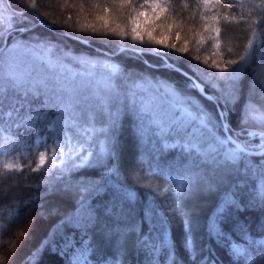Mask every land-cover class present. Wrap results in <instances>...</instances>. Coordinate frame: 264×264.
I'll list each match as a JSON object with an SVG mask.
<instances>
[{"label":"snow or ice","instance_id":"6c2138e0","mask_svg":"<svg viewBox=\"0 0 264 264\" xmlns=\"http://www.w3.org/2000/svg\"><path fill=\"white\" fill-rule=\"evenodd\" d=\"M104 4V11L116 13L130 8L132 0H104ZM196 4L197 7H207L209 0H196ZM93 6L99 7L100 0H95ZM224 6L232 7L231 4ZM151 7L154 10L171 9L178 14L187 9L188 4H174L172 0H151ZM259 7V25L264 33V0H260ZM7 10L11 12V26L6 30L3 27L4 18L0 15V153L7 156L8 151L14 147H26V140L31 138L26 136L27 133L35 134L36 145L48 138L41 137V132L52 133L51 139L55 147L50 149L53 159L46 170L47 174L49 177L55 174L57 181L65 184V190H73L79 196V207L76 211L80 215H68L64 223L89 231L96 227L99 216L87 204L88 196L93 192H100L106 186V181H111L119 173V151L114 135L119 108L115 112L113 108L122 105L136 118L135 131L141 144L151 143L155 137L162 141L161 151L169 148L179 150L185 163H189L185 178L179 183L170 172L166 174L159 165L154 167L151 162L147 172L164 176L168 184H177L173 194L177 211L182 218V246L188 258L193 264H215L210 256L197 260L199 250L194 241L192 217L184 205L194 191L204 188L208 191L214 190L213 181L208 177L209 171L213 174L230 175L242 170L245 177L258 172L264 180V159L253 160L255 156L264 157V112L261 111L264 109V101H254L251 96L245 95L235 126L230 119L241 99V71L246 70L253 60V52L250 51L255 50L253 40H248L245 51L239 55L238 60H226L225 67H220L215 61L211 65H208L207 60L202 62L215 69L214 71H208L207 67L194 63V60L199 59L198 56L185 59L183 52L186 49L177 50L174 46H143V37L136 34L135 28L132 30L131 43H126L128 37L125 33H113L119 36V41L105 42L115 43V50H97L95 58H83L73 56L70 51H63L59 45L53 44L47 38L36 36L35 42L24 39L28 34L34 33L37 27L51 30V25L41 18L48 13L40 12L37 0H16L15 5L12 0H8ZM16 20L18 23H12ZM52 23L57 21L53 20ZM248 23L257 40L255 48H259L260 37L255 27L256 20ZM86 27L100 35L97 29L90 26L82 25L76 30L83 31ZM60 35L71 36L67 32ZM71 38L84 44L90 43L88 37ZM156 43L163 44L162 41ZM228 51L231 52L232 49L229 48ZM118 56L142 60L147 67L167 75L161 78L126 73L121 62L116 60ZM145 56L155 57L157 62L149 63L143 59ZM261 58H264V52L256 57L257 60ZM67 61L79 64L85 71L72 72ZM233 65L236 67H232ZM256 81L257 76L254 74L249 84L250 92L254 91ZM50 111L54 116L49 115ZM98 122L103 126L97 128ZM253 122L259 125V131L249 127ZM72 129L76 131V136L70 134ZM96 133L103 134V137L97 140ZM39 157L40 163L35 168L31 167L30 162L26 165L31 171H40L45 153L40 152ZM0 166L9 171L16 167L20 171L18 165L7 161H0ZM88 167L103 169L99 183L81 181L73 186L64 179L69 174ZM200 169L204 171L201 172ZM0 178L11 179L3 171H0ZM41 183H47L50 191L57 190L56 184L51 180ZM243 186L240 183L236 187ZM116 194L125 204H130L135 199L134 193L123 189L122 185L116 189ZM5 200L8 201V206L0 208V213L7 212L9 222L8 226L0 225V229L6 231L19 218V212L12 191L4 189L0 180V205ZM260 202L264 203V192L260 194ZM238 207L236 193H227L218 204L214 218L210 219L207 227L209 235L223 238L220 220L230 209ZM115 211V205L111 209L106 207L104 214L112 216ZM159 215L155 209L148 208L145 210L144 219ZM2 219L4 216L0 214V220ZM159 227L160 231L155 238L144 235L141 227L136 243L149 253V264H159L160 254L164 251L167 252L164 264H179L175 245L170 244L163 222ZM155 228L153 223V229ZM113 234L114 229L107 228L102 235L104 239H111ZM119 234L125 237L127 235ZM25 235V231H20L17 238L22 239ZM50 242L47 239L43 241L21 264H35L37 256ZM259 244L260 251L264 252V241ZM72 245V240L64 241L65 248H71ZM93 245V240H88L86 245L81 240L79 254L74 253L68 264H88L87 257L94 251ZM232 251L237 257L248 256V264L264 262V256H249L248 250L239 246H233Z\"/></svg>","mask_w":264,"mask_h":264},{"label":"trees","instance_id":"16d2710c","mask_svg":"<svg viewBox=\"0 0 264 264\" xmlns=\"http://www.w3.org/2000/svg\"><path fill=\"white\" fill-rule=\"evenodd\" d=\"M183 5L188 4L187 9L178 14L171 9L162 10L159 14H152L151 0H132L130 8L121 12L104 11V0H100V6L94 7L95 0H37L40 12L48 13L41 18L46 24L51 25V30L37 27L34 33L25 36V40L35 42L34 37L50 39L53 44L59 45L63 51H70L73 56L83 58H95L97 50L111 52L116 44H108L105 41H119V36L113 33H125L128 37L126 43H131L134 19L141 18L143 12H147V18L141 23L142 29L137 34L143 37V46L164 47L177 50L186 49L183 52L185 59L199 57L194 63H200L201 67H207L202 62L207 60L208 65L214 61L220 67H225L228 59H239V55L245 51V45L249 39L253 40V60L250 66L242 69L239 86L241 99L237 109L230 116L232 125L235 126L239 118V108L243 104L245 95H249L254 101H264V58L257 60L261 52H264V33L261 32L259 18L261 9L260 0H247L239 3L235 0H209V5L197 7L196 0H172ZM13 5L16 0H12ZM231 4L232 7L224 5ZM8 0L0 3V15L3 16V27H10L11 12L7 10ZM31 18V17H29ZM55 20L57 23H52ZM256 20V31L260 37V47L255 48L257 43L253 36L249 21ZM67 21V23H65ZM18 23V20L12 21ZM71 25V27H69ZM90 26L97 29V35L85 28L77 31L79 26ZM219 30V31H217ZM70 33L79 37H88L89 44H84L60 33ZM108 35H103V33ZM162 41L163 44H157ZM139 43V41H138ZM232 51L229 52L228 49ZM149 63H156L152 56L143 58ZM120 61L126 73L144 74L149 77L163 78L167 74L147 67L142 60L125 59L123 56L116 57ZM72 72H83L79 64L67 61ZM232 67H236L233 65ZM208 71L215 69L207 67ZM257 81L253 92L249 91V84L253 75ZM120 83H123L120 81ZM42 99V98H40ZM38 102V101H37ZM259 106V105H258ZM119 118L115 125L114 135L117 139L119 151V173L111 181H106V186L100 192H93L88 196L87 204L98 214L99 219L95 228L85 231L73 224H65L68 215H80L76 209L79 207V196L73 190H65V184L57 181L56 175L51 177L47 174V168L40 171H31L26 165L30 162L31 167L37 166V159L42 148L35 145V134L27 133L31 137L26 140V147H14L8 151V155L2 154L3 161L18 165L20 171L14 167L11 171H0L11 179L0 178L4 189H10L17 201L19 218L7 227L0 229V264H21V261L33 250L39 248L46 239L51 241L37 256L35 264H68L73 254H79L80 241H94V251L88 255V264H149L150 256L147 250L136 243L137 235L143 228L144 235L156 237L163 222L167 230L170 244L175 245V252L179 264H193L183 248L184 228L182 218L177 211L174 198V189L177 184H168L162 175H153L147 172L149 162L155 167L159 165L164 172L171 173L177 183L183 180L189 163H185L179 150L171 148L161 151L162 141L153 137L151 143L141 144L136 134V118L130 110L117 105ZM264 112V109H261ZM54 116L53 112H49ZM97 128L103 126L97 123ZM259 131V125L254 122L249 125ZM7 134V133H6ZM70 134L76 135L74 129ZM40 135L52 140V133L41 132ZM103 134L96 133L99 140ZM2 144V140H0ZM264 157L255 156L254 161ZM143 160V163H141ZM201 172L204 169H200ZM103 169L88 167L75 173L69 174L64 179L73 186L81 181L100 182ZM214 184V190L206 188L194 191L190 198L185 201V210L191 214L193 224V236L200 257L210 256L215 264H248V256L237 257L233 254V246L247 249L249 256L261 257L264 252L260 251V241H264V203L260 202V194L264 192V180L257 172L245 177L243 171L232 174H213L208 172ZM44 180H51L56 184L57 190L50 191ZM15 181V183H14ZM243 183V187L237 188V184ZM135 195L130 204H125L117 198L116 189L120 186ZM168 189L167 191L165 189ZM230 192L236 193L239 202L238 208H232L221 218L220 224L224 233L223 238L210 236L207 230L210 219L214 218L215 210L225 195ZM116 211L112 216H106L104 209L113 208ZM8 206L5 200L0 208ZM155 209L160 215L144 219L145 210ZM4 219L0 225L8 226L7 212L0 213ZM31 221V223H29ZM153 223L156 228L153 229ZM107 228H113L111 239H104L103 232ZM133 229H135L133 231ZM25 231L22 239L17 238V233ZM119 233H126V237ZM65 240H72L71 248L64 247ZM63 250V251H61ZM167 252L160 254L159 264H164ZM258 264L264 262L258 261Z\"/></svg>","mask_w":264,"mask_h":264},{"label":"rangeland","instance_id":"374dc122","mask_svg":"<svg viewBox=\"0 0 264 264\" xmlns=\"http://www.w3.org/2000/svg\"><path fill=\"white\" fill-rule=\"evenodd\" d=\"M235 1H237L239 3H245L247 0H235ZM150 12H151L150 16H152V14H159L161 12V9H155L154 10L151 7V11ZM142 14H146V15H142ZM142 14H141V18H135L134 19V28L136 29V34H139V32L142 29V26H141L142 23L141 22L147 18V12L146 11L143 12ZM73 136H76V135H73ZM41 137H46V136L41 135ZM35 145H36V143H35ZM36 146L42 148L41 152L45 153L44 162H43V164H40V169H42L44 167H46L48 169L49 165L51 164V161L53 159L52 152L50 151V149L52 147H55V145L53 144V140H49L47 138L46 141H44L41 144L36 145ZM0 161H3L2 153H0ZM39 163H40V157L38 156L37 164H39ZM53 171H55V170H53Z\"/></svg>","mask_w":264,"mask_h":264},{"label":"water","instance_id":"95a60500","mask_svg":"<svg viewBox=\"0 0 264 264\" xmlns=\"http://www.w3.org/2000/svg\"><path fill=\"white\" fill-rule=\"evenodd\" d=\"M71 36H73V35H71ZM71 36H69L70 38H71ZM76 40V39H75Z\"/></svg>","mask_w":264,"mask_h":264},{"label":"bare ground","instance_id":"6f19581e","mask_svg":"<svg viewBox=\"0 0 264 264\" xmlns=\"http://www.w3.org/2000/svg\"><path fill=\"white\" fill-rule=\"evenodd\" d=\"M73 36H75V35H73ZM69 37V36H68Z\"/></svg>","mask_w":264,"mask_h":264}]
</instances>
